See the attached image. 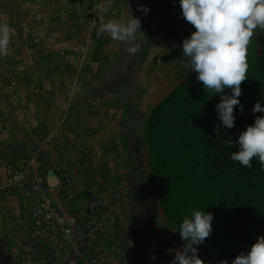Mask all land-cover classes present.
Wrapping results in <instances>:
<instances>
[{
	"label": "crops",
	"instance_id": "0c3cea01",
	"mask_svg": "<svg viewBox=\"0 0 264 264\" xmlns=\"http://www.w3.org/2000/svg\"><path fill=\"white\" fill-rule=\"evenodd\" d=\"M115 1H120L124 6L126 5L124 0ZM142 2L150 9L147 13L149 20L141 29L148 38L141 39L139 45L142 46L145 41L151 44L150 47L145 48L148 52L146 53L147 59L151 57L150 49L154 43H157V39L151 35V24L153 26L160 24L161 27L164 24L162 15L167 10L173 17L171 30L168 25L165 27L167 28L166 31L170 33L169 35H172V42L178 44L181 42L180 39L176 38L178 35L185 34L186 38H189L195 32V28L181 18L179 0H142ZM158 2H162V5L160 6ZM175 2L177 3L176 6H174ZM163 3L168 6L167 9H164ZM116 7L113 6L111 9L115 10ZM120 8L123 9L122 5ZM157 13L161 19L156 24L154 18L159 16ZM94 41L96 42V39ZM95 42H91V48H95L94 51L90 50L93 55L88 53V47L75 46L74 43L77 58L74 57L73 63L76 65L70 71L64 70L59 74L50 75H43L34 71L35 74L33 75L32 70L34 69H32L29 76L25 75L26 79L21 78L19 74H16V67L13 66L14 62L17 61L18 51L11 57L10 62L12 64L8 63L7 67L4 68L0 80V264H68V259L71 257L69 253H65L59 258L53 257L44 246L34 242L30 221L32 204L21 197L19 192L4 188L6 176L4 167L7 161L35 157L42 172L47 177L48 184L56 188L53 197L65 213L76 218H85L86 213L79 202L68 203L63 201L60 180L65 175H70L78 180L92 181V174L88 165L90 159L92 160L96 156L92 152V148L93 151L99 153L111 142L115 141L117 144H121L124 137L120 133L117 136V131L123 122L128 123V115L139 112L134 109V104L131 105L130 101L125 100V98H132L130 95L126 93L122 95L121 91H114L113 89L105 91L106 85L101 83L104 76L101 77L98 74L100 61L94 59L95 50H98V43ZM88 43L90 44L87 42L86 45L89 46ZM172 46L173 44L171 46L169 44L168 47L173 50V47L178 50L181 49L180 46ZM158 48L155 47L157 50ZM253 49L259 50L260 54L264 55V30H256L249 52ZM161 53L157 57L153 56L151 60L154 61L160 56L163 57ZM179 55L178 52L176 58ZM17 63L19 65V60ZM80 74H83L81 76L85 85L83 88L77 86V83L82 81H77L80 80ZM35 84L41 87L42 91H33L30 88ZM173 89L174 87L170 91ZM63 91L65 94H62ZM154 91L156 95L161 94L159 89ZM170 91H167L163 98ZM163 98H160L154 107ZM62 104H65V107ZM145 124L143 120V125ZM51 134L55 135V146L53 148L43 146L47 142L48 135ZM88 153L94 154L93 157ZM100 178L103 179V177ZM100 178L97 179L103 192V205L106 209L117 213L118 224L113 235H119L118 237L105 235L100 239V245L108 246L119 238L123 245V256L116 264H171L175 258L170 254V248L167 249L166 247L169 245L170 233H167V236H156L154 240L153 235L139 233L138 225L133 224L136 215L130 213V210L133 211V205L126 208L128 212L123 214L122 207L116 202V199L112 204V201H109L108 192L103 188L104 182ZM156 216L159 221L165 219L161 210L157 211ZM122 231L124 232L121 233ZM174 236H172V242L183 241L177 235ZM151 243L156 244L151 245ZM159 248H161L160 251H158ZM177 251L174 250V254ZM199 257L205 261V264H220L206 259L200 251Z\"/></svg>",
	"mask_w": 264,
	"mask_h": 264
},
{
	"label": "rangeland",
	"instance_id": "374dc122",
	"mask_svg": "<svg viewBox=\"0 0 264 264\" xmlns=\"http://www.w3.org/2000/svg\"><path fill=\"white\" fill-rule=\"evenodd\" d=\"M119 2L115 0H0V23H7L14 29L9 55L2 63V70L7 67L8 63L12 64L11 57L18 51L19 65L16 61L13 66L16 67L15 72L21 78L26 79L25 75L29 76L32 69H34L32 70L33 75L34 71L43 75L59 74L64 70L70 71L76 65L73 63L74 57L77 58L74 43L75 46L88 47V53L91 54L90 50L94 51L95 49L91 48V42L94 43L96 39L95 43H98L97 39L103 38V46L99 50L100 62L98 63V74L101 77L104 76L101 83L106 85L104 87L106 92L113 89L121 91L122 95L124 93L130 95L132 98H125V100L130 101L131 105L134 104V109L139 112L128 115V123L123 122L117 131V136L120 133L124 137L121 144H117L115 141L111 142L99 153L93 151L92 148L95 157L92 156L94 154L88 153L93 157L88 162L89 171L92 174L91 180L98 184L97 178L103 177L100 179L104 182L102 186L108 192L109 201H112V204L117 200L116 202L122 207L123 214L128 212L126 208L133 205V211L130 210V213L136 215L133 224L138 225L139 233L153 235V240L156 236H167V233H170L169 245L166 247L170 248V254L175 258L173 251L182 249L185 242H172V236L175 237L173 229L164 218V221L157 219V211L161 209L157 198L153 195L150 176L147 175L149 168L148 147L143 120L146 123L152 108L167 91L193 73L188 66L187 59L183 57V40L186 35L176 37L181 40L178 44L171 41L172 35L170 36L165 28L167 25L168 27L173 25L171 23L173 17L168 10L162 15L164 24L161 27L160 24L158 26L151 24V35L157 39V43H154L150 49L151 57L149 59L146 57L148 52L145 48L150 47L151 44L145 41L146 45L139 46L141 39L147 37L144 32V34L136 33L134 38L124 42L112 39L109 33L98 35L99 26L113 20L115 10L119 15L118 21L126 20L133 13L135 17L141 19V29L144 28L149 17L141 10L142 6L147 7L142 0H124L125 6ZM176 2L174 6L177 5ZM158 3L160 6L162 5V2ZM113 6H117L115 10L111 9ZM167 7L164 4V9ZM160 19L159 15L154 18V22L157 24ZM171 28L169 29L171 30ZM87 42H90L91 45L88 43L90 48L86 45ZM169 44L170 46L172 44L180 46L181 49L178 50L172 46L173 50L168 47ZM156 46L159 47L158 50L155 49ZM134 48L137 50L131 51ZM96 52L97 50H95ZM160 52L164 53H161L163 57L160 56L157 60L152 61V57H157ZM178 52L180 55L176 58ZM24 58L25 60H23ZM82 75L80 74V80H77H82L81 83H77V86L81 88L85 86ZM30 88L33 91H42V88L36 84ZM157 89L161 91L160 96L155 94L154 90ZM65 92L63 91L62 94ZM138 93L140 96H137ZM133 101L135 102L133 103ZM62 106L65 107V104ZM49 136H52V146L48 142L43 146L53 148L55 135ZM113 236L118 237L119 235H111V237ZM155 244L151 243V245ZM160 250L161 248L158 249V251Z\"/></svg>",
	"mask_w": 264,
	"mask_h": 264
},
{
	"label": "trees",
	"instance_id": "16d2710c",
	"mask_svg": "<svg viewBox=\"0 0 264 264\" xmlns=\"http://www.w3.org/2000/svg\"><path fill=\"white\" fill-rule=\"evenodd\" d=\"M102 39H97L94 58L99 61ZM248 62V79L238 98L244 111L234 110L233 128L223 127L216 111L221 97L204 90L194 71L152 109L145 124L147 175L168 225L180 237L183 220L191 219L194 211L212 213L213 231L199 251L219 263L226 259L232 264L264 236V169L256 158L251 168L233 161L238 144L224 145L230 137L238 141L256 116H264L252 112L257 102L264 106V55L253 49Z\"/></svg>",
	"mask_w": 264,
	"mask_h": 264
},
{
	"label": "clouds",
	"instance_id": "9594fccd",
	"mask_svg": "<svg viewBox=\"0 0 264 264\" xmlns=\"http://www.w3.org/2000/svg\"><path fill=\"white\" fill-rule=\"evenodd\" d=\"M179 3L181 18L195 28L183 40V57L204 90L221 97L216 105L218 119L225 129H231L235 126L234 110L239 107L241 113L244 111L238 98L242 95L241 85L248 79L249 47L256 30H264V0H179ZM141 10L146 14L150 11L144 6ZM141 23L132 13L126 20L113 19L101 24L98 35L109 33L112 39L124 42L138 32L143 33ZM13 33L14 29L7 23H0V56L9 55ZM226 89H230V94H225ZM252 112L264 113V106L257 102ZM215 131L220 134V125ZM237 144L238 150L231 154L233 161L251 168L256 158L264 169V116H256L254 124L239 134L238 141L231 137L224 140L226 147ZM213 220L212 213L203 211H194L191 219L183 220L179 234L184 247L176 252L171 264H205L199 257V246L210 237ZM220 264L228 261L225 259ZM232 264H264V236L246 254L241 252Z\"/></svg>",
	"mask_w": 264,
	"mask_h": 264
},
{
	"label": "built area",
	"instance_id": "2783aa9c",
	"mask_svg": "<svg viewBox=\"0 0 264 264\" xmlns=\"http://www.w3.org/2000/svg\"><path fill=\"white\" fill-rule=\"evenodd\" d=\"M117 15L115 12L113 19L117 20ZM6 57L0 56V75ZM51 141L52 136H49L50 146ZM4 170V188L19 192L32 204L33 240L44 246L51 256L59 258L69 253L68 264H116L121 260L123 245L120 240L108 246L100 245L101 238L115 233L118 215L104 207L102 189L95 181L78 180L70 175L60 180L63 201L79 202L86 213L85 218H76L65 213L56 202L53 197L56 188L48 184L35 157L7 161Z\"/></svg>",
	"mask_w": 264,
	"mask_h": 264
},
{
	"label": "water",
	"instance_id": "95a60500",
	"mask_svg": "<svg viewBox=\"0 0 264 264\" xmlns=\"http://www.w3.org/2000/svg\"><path fill=\"white\" fill-rule=\"evenodd\" d=\"M51 185H54V184H51Z\"/></svg>",
	"mask_w": 264,
	"mask_h": 264
}]
</instances>
